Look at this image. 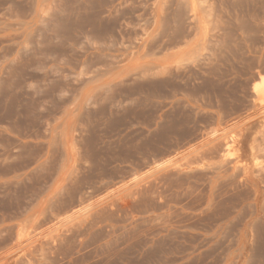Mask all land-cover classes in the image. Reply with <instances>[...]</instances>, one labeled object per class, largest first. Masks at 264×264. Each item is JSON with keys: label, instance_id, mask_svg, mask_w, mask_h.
<instances>
[{"label": "rangeland", "instance_id": "1", "mask_svg": "<svg viewBox=\"0 0 264 264\" xmlns=\"http://www.w3.org/2000/svg\"><path fill=\"white\" fill-rule=\"evenodd\" d=\"M0 264H264V0H0Z\"/></svg>", "mask_w": 264, "mask_h": 264}]
</instances>
